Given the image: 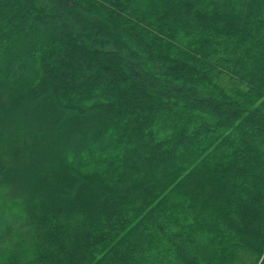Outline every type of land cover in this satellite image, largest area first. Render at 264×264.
<instances>
[{
	"label": "trees",
	"instance_id": "1",
	"mask_svg": "<svg viewBox=\"0 0 264 264\" xmlns=\"http://www.w3.org/2000/svg\"><path fill=\"white\" fill-rule=\"evenodd\" d=\"M0 264H264V0H0Z\"/></svg>",
	"mask_w": 264,
	"mask_h": 264
}]
</instances>
